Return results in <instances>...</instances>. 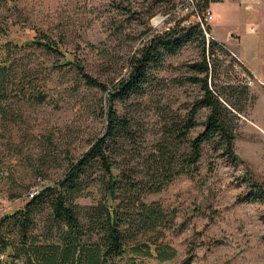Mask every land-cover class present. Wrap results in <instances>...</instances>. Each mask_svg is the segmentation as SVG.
I'll return each mask as SVG.
<instances>
[{
	"label": "rangeland",
	"instance_id": "374dc122",
	"mask_svg": "<svg viewBox=\"0 0 264 264\" xmlns=\"http://www.w3.org/2000/svg\"><path fill=\"white\" fill-rule=\"evenodd\" d=\"M241 3L240 7L231 9L213 4L215 18L207 21L211 27L209 35L223 37L227 30H231L230 38L237 40L238 35L241 49L257 56L260 27L254 26L253 13L244 2ZM171 4L176 5L174 11L183 8L181 14H185L189 2L15 0L13 5L8 0V10L0 9V26L7 29V34H0V44L8 41L23 43L34 39L37 31L52 38L63 37V45L70 55L80 59L87 72L105 81L110 88L112 81L126 73L127 58L147 37L171 25L169 14L163 13ZM121 7L139 14L128 17ZM212 8L209 5L214 16ZM152 10L154 16L146 19V14ZM228 50L227 56L218 54L217 57L220 59L217 68L220 83L236 76L232 54L238 60L239 57L235 50ZM16 54L25 55L24 66L34 68L39 72L38 77L47 78V97L39 105L14 99L12 104L17 117L13 120L0 118V216L20 208L27 192L38 189L43 183L57 181L68 166L66 154L71 158L79 157L105 126L101 108L104 110L107 105L106 92L85 86L73 69H48L46 66L56 58L39 49L25 48ZM3 56L4 52H0V59ZM199 56L198 46L190 43L168 57L167 62L179 68L159 71L157 76L162 78V84L141 99L140 107L114 103L119 114L131 118L133 128L145 142L155 138L159 123L155 110L160 107L158 105L183 112L184 102L189 104L198 96L196 85L178 84L174 80L184 77V63L195 61ZM259 80L264 83L263 79ZM262 84L255 82L248 87L245 111L237 123L234 149L242 163H230L221 152H213L205 144L197 173L181 175L163 191L144 198L145 201L158 200L176 212L175 228L164 232V240L177 254L164 262L138 258L135 264H183L187 258H191L189 264H264V202L242 197L248 190L246 169L254 179L261 181L264 178V131L255 121L257 112L251 117L257 88H263ZM257 106V111L261 107L264 111V98H260ZM206 112L200 110L199 122L205 118ZM202 129L198 125L191 130L190 136L194 137ZM42 156L48 158L45 168L38 162ZM38 167L41 170L36 169ZM40 174L46 179L43 180L44 176L40 177ZM77 202L89 204L90 198L80 197Z\"/></svg>",
	"mask_w": 264,
	"mask_h": 264
},
{
	"label": "trees",
	"instance_id": "16d2710c",
	"mask_svg": "<svg viewBox=\"0 0 264 264\" xmlns=\"http://www.w3.org/2000/svg\"><path fill=\"white\" fill-rule=\"evenodd\" d=\"M10 1L15 4V0ZM187 1L185 14H181L183 8L174 11L175 4L163 10L169 14L171 25L147 37L127 58L126 73L112 81L110 88L87 72L80 59L70 55L63 37L52 38L37 31L34 39L23 43L0 44V52H4L0 59L2 120L17 117L14 99L29 105L46 101L47 78L38 77L34 68L24 66L25 55L16 54L25 48L39 49L56 58L46 66L48 69H73L79 81L106 92L107 98L106 108H101L105 115L103 132L79 157L66 154L68 166L57 181L27 192L20 208L0 216V257L4 256L0 264H135L138 258L164 262L176 256V250L164 240V232L175 228L176 212L158 200L144 198L163 191L181 175L197 173L205 144L213 152H221L230 163H242L234 145L237 123L249 97V88L236 74L224 83L217 81L218 54L227 56L229 50L211 35L207 38L211 27L203 15L210 3L221 0ZM7 3L0 0V9L7 11ZM121 9L128 17L139 14L126 7ZM154 14L149 11L146 19ZM0 34H7L6 27L0 26ZM190 43L198 46L200 56L184 63V77L174 81L196 85L199 94L189 104L184 102L183 112L158 105L155 138L145 142L133 128L131 118L119 114L114 103L140 107L141 99L162 84L157 73L179 68L169 64L167 58ZM242 68L249 72L243 64ZM201 109L207 112L199 122ZM198 125L202 131L191 137V130ZM38 162L45 168L48 158L42 156ZM245 173L248 190L242 197L264 202V178L254 179L248 169ZM80 197H89L90 203L77 202ZM190 260L187 258L183 264Z\"/></svg>",
	"mask_w": 264,
	"mask_h": 264
},
{
	"label": "crops",
	"instance_id": "0c3cea01",
	"mask_svg": "<svg viewBox=\"0 0 264 264\" xmlns=\"http://www.w3.org/2000/svg\"><path fill=\"white\" fill-rule=\"evenodd\" d=\"M241 2H244V5L250 9L249 11L253 13V21L256 22L254 26L259 25L260 31L257 33V36L259 38V46L257 48V56H254V54H251V51H248L244 48V50L241 49V46L238 44L237 40L239 37L236 36L237 40H234L233 38H230V34L232 33L231 30H227L226 34L223 37H219L215 33V39L218 41H221L226 44V46L231 50H235L236 54L239 57V60L242 62V64L249 70L256 72L261 79L264 80V0H223L221 2H213L210 3V7L212 8L213 4H219V6H223L225 9H231L233 6L240 7ZM252 9V10H251ZM213 12L214 9L212 8ZM215 18V12L212 19ZM214 20V19H213ZM252 31L255 29L252 28ZM235 33V32H233ZM238 33V32H237ZM235 38V37H234ZM246 51V52H245ZM257 87V86H256ZM258 92L256 94V102L254 104V107L252 108V115L255 112V121L259 122L257 124L261 130L264 131V111L263 108H260V111H257L256 108L258 107V102L260 98H264V87L263 88H257ZM254 119V118H253ZM260 122H262L260 124Z\"/></svg>",
	"mask_w": 264,
	"mask_h": 264
},
{
	"label": "built area",
	"instance_id": "2783aa9c",
	"mask_svg": "<svg viewBox=\"0 0 264 264\" xmlns=\"http://www.w3.org/2000/svg\"><path fill=\"white\" fill-rule=\"evenodd\" d=\"M213 15L211 13V11L208 9L206 10L205 14L203 15V20L207 23V21H210L212 19ZM200 21V18H198ZM207 38L209 37V34H206ZM232 56L234 57V55L232 54ZM239 63H235L234 67H233V72L240 78V82L242 84H245L247 87H251V85H254L255 82H259L260 84H262V82H260V78L259 75L248 69L249 72H246L243 68H242V62L240 60H238L236 57H234ZM264 85V83L262 84ZM34 192H31L29 194V197H32Z\"/></svg>",
	"mask_w": 264,
	"mask_h": 264
},
{
	"label": "bare ground",
	"instance_id": "6f19581e",
	"mask_svg": "<svg viewBox=\"0 0 264 264\" xmlns=\"http://www.w3.org/2000/svg\"><path fill=\"white\" fill-rule=\"evenodd\" d=\"M155 23V22H154Z\"/></svg>",
	"mask_w": 264,
	"mask_h": 264
}]
</instances>
